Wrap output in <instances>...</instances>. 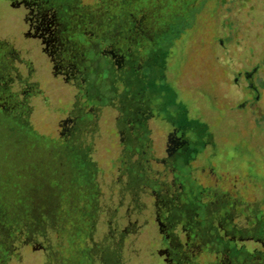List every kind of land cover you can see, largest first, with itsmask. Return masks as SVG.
<instances>
[{"label":"rangeland","instance_id":"374dc122","mask_svg":"<svg viewBox=\"0 0 264 264\" xmlns=\"http://www.w3.org/2000/svg\"><path fill=\"white\" fill-rule=\"evenodd\" d=\"M16 160L55 218L0 203V264H264V0H0Z\"/></svg>","mask_w":264,"mask_h":264},{"label":"trees","instance_id":"16d2710c","mask_svg":"<svg viewBox=\"0 0 264 264\" xmlns=\"http://www.w3.org/2000/svg\"><path fill=\"white\" fill-rule=\"evenodd\" d=\"M16 164H14L15 167L12 166V169L9 170V175L11 176L10 180L8 181L9 188L6 192L5 195H0V203L5 205V210L7 211V214L10 213V207L14 208L15 204H19L17 206V210L14 212L15 217L18 218L16 219L13 224V227H15L17 224L18 226H24L25 228L28 229V227H34L38 228L40 225H34V223H37L38 219H41L40 213H46V221L50 222L55 218L54 214L49 210L48 212H45L41 209L42 204L37 202L34 199V195H32V188H36L38 185H42L44 183H41V176L42 174L39 172V169L41 165H39L36 162L29 161L28 163L21 164V162H18L17 160L15 161ZM3 169V178L6 177L8 169L7 167H0ZM51 184L48 183V191L53 192V188H51ZM60 196V195H59ZM10 201L13 202L10 203ZM57 206L55 208H58V201L56 199ZM25 214V215H21ZM58 214V213H56ZM29 216V218H28ZM191 220L192 223L197 219L195 213H192ZM34 222V223H33ZM41 224V223H40ZM81 226V225H80ZM78 231L80 232V229L78 227ZM229 234V232H228ZM244 237H241V239L238 240V247L239 250L243 251V246H242V239ZM230 239V238H229ZM31 241L34 242H40L37 238H33ZM225 244V243H223ZM69 246V240L65 242L63 246L60 247L59 253L64 254L68 258V253H66L67 248ZM222 252H224V255H227L231 250L229 248L224 249Z\"/></svg>","mask_w":264,"mask_h":264}]
</instances>
